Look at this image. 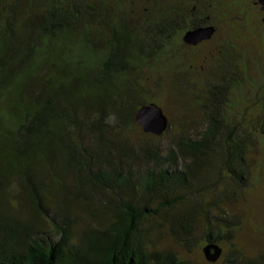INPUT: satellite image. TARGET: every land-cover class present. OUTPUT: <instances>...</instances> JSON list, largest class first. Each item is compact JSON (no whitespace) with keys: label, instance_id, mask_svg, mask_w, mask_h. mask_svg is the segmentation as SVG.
<instances>
[{"label":"trees","instance_id":"1","mask_svg":"<svg viewBox=\"0 0 264 264\" xmlns=\"http://www.w3.org/2000/svg\"><path fill=\"white\" fill-rule=\"evenodd\" d=\"M119 2L124 1L0 0V172L9 168L28 173L47 164L53 154H61L79 180L125 188L129 195L108 226L83 234L78 243L71 242L68 226L58 230L63 240L47 244L36 239L31 228L12 227L0 220V264H183L170 254L145 249L141 233L149 215L160 216L158 210L167 213L187 201L177 194L189 192L196 181L204 182L200 176L212 170L216 146L225 154L222 170L227 177L241 183L248 173L251 135H221L224 97L218 96L226 89L223 85L214 88L212 97L219 103L211 105L202 137L175 145L181 152V169L164 168L158 152L150 150L154 167L137 175V187L130 184L133 175L118 170L113 150L125 146H116L110 136L121 124L138 127L135 114L150 103L149 87L133 74L148 57L145 52L151 43L167 42L174 16L196 15L193 8L164 5L153 22L131 27L128 11L118 7ZM203 23L177 21L174 30L187 32ZM261 78L256 96L262 99L257 103L264 115V75ZM253 129L264 140V122ZM151 203L158 206L150 209ZM218 203L214 200L196 211L208 213ZM207 241L216 244L218 238L209 236ZM247 264H264V259Z\"/></svg>","mask_w":264,"mask_h":264},{"label":"rangeland","instance_id":"2","mask_svg":"<svg viewBox=\"0 0 264 264\" xmlns=\"http://www.w3.org/2000/svg\"><path fill=\"white\" fill-rule=\"evenodd\" d=\"M122 1L115 4L127 9L131 27L139 28L161 15L159 6L172 7L168 0ZM190 2L187 10L195 7L194 17L213 26L215 34L196 49H188L182 42L185 32H176L173 24V29L168 27L166 32L167 42H153L146 49L148 57L132 77L149 87V102L163 110L168 128L162 136L155 137L130 123L121 124L110 138L114 137L116 146L125 147H114L112 159L119 162V171L133 175L130 184L136 187L137 175L154 167L151 151L158 152L164 168L181 169V152L175 145L202 137L211 105L219 103L212 97L214 88L225 86L218 96L224 97L221 135H251L246 158L248 173L241 183L227 177L222 170L225 154L222 147L216 146L218 152L211 156L212 170L202 171L200 176L205 177L204 182L196 181L189 192H179L177 195L187 201L169 210V215L164 209L158 210L160 216L149 215L141 236L148 252L170 254L183 264H247L264 259V140L258 135L260 131L253 129L264 122L262 106L257 103L262 99L256 96L264 75V23L250 0ZM235 80L241 82L233 83ZM259 94L262 96L260 90ZM245 108L251 112L244 115L241 109ZM107 109L111 112L110 105ZM84 138L87 141L88 136ZM63 157L53 154L47 164L28 173L9 168L0 172V220L4 224L29 227L36 239L47 244L63 240L58 230L67 226L71 242L78 243L83 234L92 235L109 225L120 203L128 200L127 190L95 186L88 178L79 180L78 173ZM206 173H210L208 177ZM214 200H219L217 208L208 213L196 211L201 206L207 208ZM141 203H145L143 198ZM157 206L148 204L150 209ZM215 235L222 254L217 262L209 263L203 248L208 237Z\"/></svg>","mask_w":264,"mask_h":264},{"label":"water","instance_id":"3","mask_svg":"<svg viewBox=\"0 0 264 264\" xmlns=\"http://www.w3.org/2000/svg\"><path fill=\"white\" fill-rule=\"evenodd\" d=\"M261 9L264 12V0H261ZM215 34L213 26L198 27L189 30L183 36V42L189 46H197L202 42L212 39ZM135 122L142 133L155 137L162 136L168 128V119L163 110L155 103L141 106L135 114ZM203 254L207 262L215 263L219 260L222 250L215 243H208L203 248Z\"/></svg>","mask_w":264,"mask_h":264},{"label":"flooded vegetation","instance_id":"4","mask_svg":"<svg viewBox=\"0 0 264 264\" xmlns=\"http://www.w3.org/2000/svg\"><path fill=\"white\" fill-rule=\"evenodd\" d=\"M252 5L256 6L257 9L259 10L258 11V15H260V18H261V22L264 23V12L262 11L261 9V0H250ZM169 2V5H171L173 8H183V9H188V6L190 5V0H168ZM193 9H195V7H193ZM200 20V22L204 21L203 19H198V18H195V17H190V16H174L172 18V20L175 22V25H176V22L178 21H185V20ZM206 26V25H205ZM201 27H204V26H201ZM186 33V32H185ZM184 33V35H185ZM183 35V36H184ZM182 42H183V37H182ZM207 42V41H206ZM205 42H202L201 44H203ZM183 44L185 46H187L188 49H196L198 46H200L201 44L197 45V46H189V45H186L184 42Z\"/></svg>","mask_w":264,"mask_h":264}]
</instances>
